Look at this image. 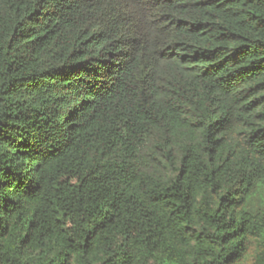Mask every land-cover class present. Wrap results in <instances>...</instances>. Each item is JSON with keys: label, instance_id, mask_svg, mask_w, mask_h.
I'll use <instances>...</instances> for the list:
<instances>
[{"label": "trees", "instance_id": "obj_1", "mask_svg": "<svg viewBox=\"0 0 264 264\" xmlns=\"http://www.w3.org/2000/svg\"><path fill=\"white\" fill-rule=\"evenodd\" d=\"M0 264H264V0H0Z\"/></svg>", "mask_w": 264, "mask_h": 264}]
</instances>
